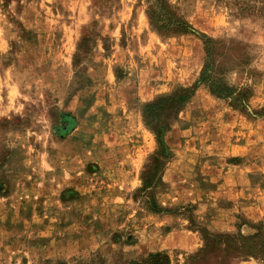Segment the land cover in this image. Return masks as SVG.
<instances>
[{
    "label": "rangeland",
    "instance_id": "obj_1",
    "mask_svg": "<svg viewBox=\"0 0 264 264\" xmlns=\"http://www.w3.org/2000/svg\"><path fill=\"white\" fill-rule=\"evenodd\" d=\"M0 264H264V0H0Z\"/></svg>",
    "mask_w": 264,
    "mask_h": 264
},
{
    "label": "trees",
    "instance_id": "obj_2",
    "mask_svg": "<svg viewBox=\"0 0 264 264\" xmlns=\"http://www.w3.org/2000/svg\"><path fill=\"white\" fill-rule=\"evenodd\" d=\"M168 99H161L158 101V104H152V105H148L145 107L146 109V114L145 116L148 119V122L150 124L152 123H157L156 128L158 127V123H159V119L158 116L161 112V110L163 109L165 103L167 102ZM149 184H147V186L145 187L146 189H148ZM156 204H153V208L156 209Z\"/></svg>",
    "mask_w": 264,
    "mask_h": 264
}]
</instances>
